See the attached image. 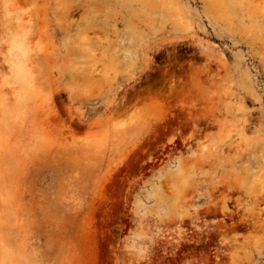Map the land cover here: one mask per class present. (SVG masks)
I'll use <instances>...</instances> for the list:
<instances>
[{
  "label": "rangeland",
  "instance_id": "obj_1",
  "mask_svg": "<svg viewBox=\"0 0 264 264\" xmlns=\"http://www.w3.org/2000/svg\"><path fill=\"white\" fill-rule=\"evenodd\" d=\"M0 264H264V0H0Z\"/></svg>",
  "mask_w": 264,
  "mask_h": 264
}]
</instances>
